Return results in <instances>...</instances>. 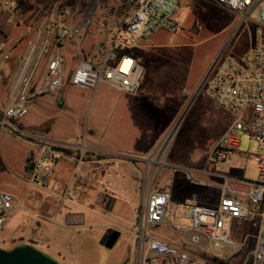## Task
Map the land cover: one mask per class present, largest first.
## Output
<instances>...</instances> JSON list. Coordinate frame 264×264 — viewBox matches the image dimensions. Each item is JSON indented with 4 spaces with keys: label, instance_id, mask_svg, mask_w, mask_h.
Returning <instances> with one entry per match:
<instances>
[{
    "label": "crops",
    "instance_id": "crops-1",
    "mask_svg": "<svg viewBox=\"0 0 264 264\" xmlns=\"http://www.w3.org/2000/svg\"><path fill=\"white\" fill-rule=\"evenodd\" d=\"M54 1L69 3V0H15L14 16L0 10V168L8 174L7 193L15 197L14 212L0 234L11 240L8 245L12 248L6 250L36 246L73 264L85 253L94 252L108 232L117 230L118 241L124 234L131 237L130 264H135L133 232L138 214L133 213V204L139 201L142 209L147 193L156 189L170 191L173 203L192 201L188 188L180 185L176 172L171 170L168 156L159 162L152 157L159 137L149 129L150 124H164L177 118L185 101L181 96L174 100L172 93L177 89L181 94L183 90L180 84L176 86L175 77L156 73L142 76L136 94L120 92L108 81L101 82L95 90L72 86L70 77L88 53L106 52L97 48L109 43L110 31L118 27L119 19L118 12L110 13L109 8H103L101 11H108L104 14L107 16L95 19L96 28L87 31L84 12L88 6L83 8L81 3L90 5L94 0H76L81 6L69 9V23L81 28L79 35L59 44L53 42L51 46L52 53L64 58L62 87L38 96L21 121L6 120V109L16 101V91L11 85L15 75L42 62L43 70L46 68L49 57L40 60V50ZM153 37L142 40L139 48L145 52L148 64L153 63L151 69L156 70L158 61L176 56L147 51L155 46ZM145 64L143 72L147 69ZM206 69L194 85H199ZM42 82L36 81L35 87L42 86ZM184 93L189 90L184 89ZM198 112L206 114L217 129L212 150L235 117L211 100L205 101ZM123 139L127 141L125 144ZM46 146L56 148L58 160L44 185L33 180L31 168L34 169ZM236 154L226 162L243 159ZM214 168L202 170L205 177L200 182L211 186L215 197L200 204L217 206L226 193L246 200L248 182L253 178L247 179L248 168L243 172L224 166ZM208 176L219 180L213 182ZM26 189L27 192L33 189L37 197H28ZM24 215L28 220L22 224L16 227L8 224L11 218L21 220Z\"/></svg>",
    "mask_w": 264,
    "mask_h": 264
},
{
    "label": "built area",
    "instance_id": "built-area-1",
    "mask_svg": "<svg viewBox=\"0 0 264 264\" xmlns=\"http://www.w3.org/2000/svg\"><path fill=\"white\" fill-rule=\"evenodd\" d=\"M210 1L234 14L236 20L227 45L214 57L194 94L212 98L235 117L211 150L209 160L216 163L230 160L240 150L241 135H248L257 142L258 154H246V158L257 164L258 176L256 181L248 182L246 200L226 193L214 207L189 202L176 204L170 191L150 190L133 232L135 264H228L225 250L230 252L236 247L231 238L232 221L255 218L256 245L244 264L248 259L250 264H264V0ZM126 5L127 13L113 32L105 61L96 66L83 60L70 77L72 86L95 90L101 82L108 81L120 92L139 91L143 66L129 51L138 49L142 40H150L160 31H178L175 16L181 9V0H127ZM16 7L15 0H0V10L11 16L15 15ZM70 16L71 11L62 2L50 6L40 50L41 58L49 57L43 84L34 85L36 68L19 72L13 83L16 101L6 109V120L21 121L38 96L62 87L64 58L52 53L51 46L53 42L59 44L79 35L81 29L70 25ZM247 23L255 26V41L246 53L235 58L228 53V47ZM173 131L161 141L159 152L163 153L166 143L172 140ZM57 158L54 146L43 148L32 173L36 183L47 184ZM14 203V195L0 192V230L13 214ZM161 226L170 229L175 244L149 234L150 229Z\"/></svg>",
    "mask_w": 264,
    "mask_h": 264
},
{
    "label": "rangeland",
    "instance_id": "rangeland-1",
    "mask_svg": "<svg viewBox=\"0 0 264 264\" xmlns=\"http://www.w3.org/2000/svg\"><path fill=\"white\" fill-rule=\"evenodd\" d=\"M53 3H55V1ZM126 3L127 0H94L90 5L81 3L83 8L84 6H88L84 12L87 31H92L96 28L93 26V21L95 19H98L101 15L102 18L107 16L104 14H108V11L105 13L102 12L101 10H103V8H109L110 13L114 11L119 13V19L116 24L119 26L127 13ZM62 4L69 9L74 6H81L80 2L76 0H69V3ZM234 18V14H231L213 1L183 0V5L175 16L178 31H160L152 38L155 46L147 50L150 52L157 51L175 54V59L158 61L159 64H156L157 69L152 70L151 68L154 65L153 63L148 64V61L144 58L145 52H143V49L138 48L129 51V53L137 58L138 62L144 68L146 67L145 63H147V69L143 72L144 77L154 75L155 73L159 74V76L168 74V76L175 77L177 82H181H176L175 84L176 86L180 84L183 92L180 94L176 89L175 92L172 93V95H174V100L179 99L181 96L185 101V106L181 109L177 118L172 122L164 124H150L149 129L151 132L152 130L153 132H157V137H159L154 151L152 152V157L155 159V162H159L162 161L164 156H168L167 159L171 165V170L176 172L180 185L189 190L192 201L190 200L188 202L197 205H203L200 204L202 200L208 201L215 197L212 193V187L209 185L206 186L204 183L200 182V180L205 177L202 170L210 169L213 171L215 169L214 167H217L219 170L220 166H224L227 169L232 168L243 172L248 168V174L246 175L247 179L252 176V181H256L258 176L257 164L252 159L246 158V154H258L257 142L248 135H241L240 150L236 154L239 155L238 158H243L244 160L241 159V161H239V159H233L230 163L210 162L211 145L217 129L211 124L210 118L204 113L200 114L198 110L205 101L214 100L206 95L194 97L198 87L194 85L195 80L198 78L201 71H203L204 68H208L214 57L227 45L236 20ZM110 33L113 36L112 30ZM112 36L108 44H100L97 48H102L104 51L106 50V52L102 55L96 54L95 51V53L93 51L89 52L86 60H90L94 65L100 66L105 61V54L111 48ZM254 41L255 26L251 23H247L238 31L227 51L233 57L239 58L248 51ZM42 58L40 60H42ZM43 65L44 62L36 67L35 82L38 80L42 82L43 80L44 73L47 69V62L44 70ZM16 76L17 75H15V77ZM15 77L11 85H13ZM184 89H188L189 93L185 94ZM172 131L174 134L172 140L166 143L164 151H162L163 153L159 152L158 145L165 139L167 134ZM126 136L127 135H125V138ZM164 141H162V143ZM126 142V139H123V143L125 144ZM189 174L192 175L189 176ZM7 176V172L2 171L0 168V192L10 191V185L7 180H5ZM208 178H210L211 181L213 180V182H218L217 180H219L215 176H208L207 179ZM25 192H27V189ZM36 193L37 192L33 189H28L26 195L36 198ZM138 202L133 204L134 214H138L141 209V204ZM25 217L26 215L22 216L21 220L11 218L8 224H10L11 227H16V225L22 224V221L28 220ZM257 232V218L249 221L239 219L232 221L231 238L236 242V247L230 252L225 250V253L228 254V264H244L250 252L255 248ZM149 234L158 238L164 237L167 239L166 241L171 244L176 243V241L173 240L170 229L166 226L154 227L150 229ZM4 239L7 238L0 234V247L3 249L5 248V250L11 249V245H8L11 240L7 239L5 240L6 243H3L2 240ZM124 240L127 241L125 244L123 243ZM130 245L131 237L124 234L113 249H107L99 245L94 252L85 253V257L80 258V260H75L73 264H130ZM34 247L52 257L60 264H68L56 256L53 257L52 253L37 248L36 246ZM246 264H250V259L247 260Z\"/></svg>",
    "mask_w": 264,
    "mask_h": 264
},
{
    "label": "water",
    "instance_id": "water-1",
    "mask_svg": "<svg viewBox=\"0 0 264 264\" xmlns=\"http://www.w3.org/2000/svg\"><path fill=\"white\" fill-rule=\"evenodd\" d=\"M34 170L33 168H31ZM120 237V232L113 230L108 232L100 240V245L107 249H113ZM0 264H60L52 257L39 251L34 246L22 245L12 250L0 247Z\"/></svg>",
    "mask_w": 264,
    "mask_h": 264
}]
</instances>
